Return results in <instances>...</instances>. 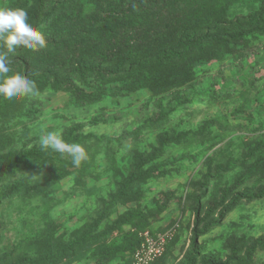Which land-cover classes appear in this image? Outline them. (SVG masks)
<instances>
[{"label": "rangeland", "instance_id": "374dc122", "mask_svg": "<svg viewBox=\"0 0 264 264\" xmlns=\"http://www.w3.org/2000/svg\"><path fill=\"white\" fill-rule=\"evenodd\" d=\"M23 1L0 0V8H14ZM47 7L48 4L44 5V11ZM231 12L234 18L257 15L264 12V3L238 5ZM15 73L20 72L12 69L7 75ZM261 74L263 78L256 80ZM85 81L87 83L80 88L92 92V81L89 78ZM51 82L46 78L38 83L44 88L38 98L18 96L8 100L0 95V156L8 152L15 155L39 150L42 148L40 140L47 132L59 131L63 140L72 133L89 134L92 139L88 142V152L92 158L86 163L92 170L79 183L72 174L31 199L13 198L0 202V247L3 252L13 250L15 246L22 252L27 250L29 247L24 246L25 239L41 232L45 222L50 220L60 226L59 234L65 232V238L72 231L90 225L101 215L103 201L117 191L122 176L130 171L128 168L134 152L150 153L160 132H167L169 136L176 132H196L195 141L168 146L162 157L155 161L164 174L141 186L145 195L140 201L128 206L118 205L117 211L109 213L99 229L102 231L110 226L127 209L137 207L146 212L155 207V202L164 204L165 209L150 217L143 230L123 226L122 232L132 233L137 239L139 233L146 231L152 235L171 232L166 240L168 249L165 248L161 256L164 261L160 257L151 264H179L193 249V231L196 228L193 205L187 201L185 194L193 192L195 184L210 177L200 217L209 215L206 210L209 204L217 202L225 206L230 201V198H222L220 191L231 187L257 157H264V36L224 61L197 65L193 81L173 93L187 98L184 108H177L158 130L143 129L134 144L125 139L119 148L112 147L110 141L95 142L94 139L101 136L118 138L125 132L141 128L146 117H157L159 103L164 106L172 93L151 97L148 90H140L122 97H104L99 103L80 106L73 103L70 93L64 89L50 88ZM241 109L243 112L235 116ZM211 121L213 124L207 131L209 133L203 132L200 137V129ZM251 150L255 152L246 159ZM114 154L117 156L115 163L111 161ZM235 161L239 163L234 168L225 166ZM22 173L25 174L17 175L5 184L31 182L33 174L38 176L33 182L36 184L50 173V169L35 167ZM262 186L264 172L235 188L232 195L244 191L257 197L256 191ZM220 209L215 211L214 219ZM112 235L116 237L117 232ZM258 238H264V196L233 207L216 226L198 236L196 243L202 245L203 254L221 262L236 259L235 264H264V251L254 253L248 260V250ZM106 240L110 242L111 237ZM133 251L128 249L108 264H131ZM84 255L87 257L88 254ZM96 260L95 251L89 259L83 255L80 258L76 256L62 264H96Z\"/></svg>", "mask_w": 264, "mask_h": 264}, {"label": "trees", "instance_id": "16d2710c", "mask_svg": "<svg viewBox=\"0 0 264 264\" xmlns=\"http://www.w3.org/2000/svg\"><path fill=\"white\" fill-rule=\"evenodd\" d=\"M252 2L264 3V0H24L17 7L14 5V8L28 12V23L46 36L48 46L43 50L17 48L15 54L9 55L10 71L14 69L28 75L36 82L39 91L44 88L38 83L46 78L51 79L50 88L64 89L70 93L73 103L80 106L99 103L104 97H122L140 90H148L151 97L173 94L193 81L197 65L224 61L240 50L249 48L253 40L264 36V12L245 18H234L231 12L235 6ZM46 4L48 7L44 11ZM133 4L138 6V10H133ZM86 78L92 81V92L80 88L87 83ZM262 78L261 74L255 79ZM187 103L184 95L173 94L164 106L159 103L157 117H146L141 128L125 132L118 138L106 139L101 136L94 141L107 140L113 144L112 147L118 148L125 139L134 144L143 129L158 130L169 121V116L177 108H184ZM240 112L243 110H239L235 116ZM212 124V121L205 124L199 136H203V132L209 133L207 131ZM196 135V132H176L172 136L167 132L158 133L157 142L151 147L150 153L134 152L128 168L130 171L122 176L117 191L108 196L107 201H103L101 215L90 225L72 231L65 238V232L59 234L60 226L56 222L47 221L41 232L25 239L24 246L29 247L27 250L22 252L15 246L13 250L3 252L0 247V264H62L76 256L80 258L83 255L89 259L95 255V251L96 264H108L128 249L135 250L139 239L132 233L124 234L122 227L143 230L150 217L157 216L165 209L164 204L155 202V207L146 212L137 207L134 210L127 209L118 215L117 221L99 231L101 224L109 213L117 211L118 205L128 206L140 201L145 195L141 186L157 175L164 174L155 161L162 157L168 146L182 141L191 143L196 140ZM91 139L89 134L72 133L64 141L80 144L90 159L92 156L88 152V142ZM253 152L249 151L246 159ZM61 157L59 153L43 148L15 155L8 152L0 156V202L13 198L28 200L38 193H44L69 175L73 174L76 183H79L90 174L92 168L86 162L76 167L71 159ZM116 160L114 154L111 161L115 163ZM233 163L230 166L226 163L225 166L234 168L239 162ZM35 167L50 169V173L36 184H33L36 179L5 184L18 173ZM262 172L263 156L257 157L231 187L220 191L222 198H230V201L225 206L212 202L206 208L210 214L202 218V199L207 195L210 177L195 184L193 192L185 194L187 201L193 205L196 228L193 231V249L179 264L237 262L236 259L221 262L209 254H203L204 249L202 245H197L196 239L216 226L236 205L264 196V186L256 191L257 197L244 191L232 195L235 188ZM219 207L221 209L214 219L213 215ZM114 232L117 235L113 238ZM107 237H111L110 242H107ZM130 240L132 242L127 245ZM165 248L168 249L167 245ZM258 251H264V238L252 242L248 260ZM84 254H88L87 257ZM160 259L164 261L163 257Z\"/></svg>", "mask_w": 264, "mask_h": 264}, {"label": "clouds", "instance_id": "9594fccd", "mask_svg": "<svg viewBox=\"0 0 264 264\" xmlns=\"http://www.w3.org/2000/svg\"><path fill=\"white\" fill-rule=\"evenodd\" d=\"M133 10L138 6L133 4ZM46 36L37 32L28 23V12L20 8H0V95L11 100L18 96L38 98L40 91L36 82L26 74L10 72V54H15L17 48L28 50H43L47 48ZM41 147L44 150L51 149L61 156L71 158L74 166L79 167L89 157L86 150L78 143H66L59 131L47 132L42 136ZM25 173H18L24 175ZM33 178H38L33 174Z\"/></svg>", "mask_w": 264, "mask_h": 264}, {"label": "built area", "instance_id": "2783aa9c", "mask_svg": "<svg viewBox=\"0 0 264 264\" xmlns=\"http://www.w3.org/2000/svg\"><path fill=\"white\" fill-rule=\"evenodd\" d=\"M171 235H152L150 232L139 233V244L132 253V264H151L165 250L166 240Z\"/></svg>", "mask_w": 264, "mask_h": 264}]
</instances>
